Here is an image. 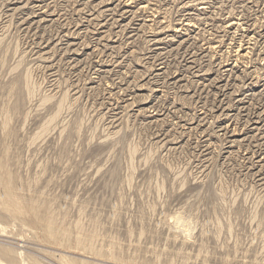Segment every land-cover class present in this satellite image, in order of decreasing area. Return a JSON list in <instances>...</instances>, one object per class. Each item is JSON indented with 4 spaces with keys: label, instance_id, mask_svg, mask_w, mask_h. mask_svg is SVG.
<instances>
[{
    "label": "rangeland",
    "instance_id": "374dc122",
    "mask_svg": "<svg viewBox=\"0 0 264 264\" xmlns=\"http://www.w3.org/2000/svg\"><path fill=\"white\" fill-rule=\"evenodd\" d=\"M0 164V264H264V0H0Z\"/></svg>",
    "mask_w": 264,
    "mask_h": 264
},
{
    "label": "bare ground",
    "instance_id": "6f19581e",
    "mask_svg": "<svg viewBox=\"0 0 264 264\" xmlns=\"http://www.w3.org/2000/svg\"><path fill=\"white\" fill-rule=\"evenodd\" d=\"M242 30H243V29H242ZM78 86H79V85H78ZM125 95H126V94H125ZM53 98H54V97H53ZM49 99H50V98H49ZM64 99H65V98H64ZM64 99H63V101H64ZM60 102H61V101H60ZM61 103H63V102H61ZM59 104H60V103H59ZM59 106H60V105H59ZM61 106H63V105L61 104ZM61 106H60V107H61ZM60 111H61V110H60ZM158 111H159V110H158ZM2 126H3V125H2ZM110 126H111V125H110ZM3 163H4V162H3ZM11 166H12V165H11ZM5 167L8 168V166H5ZM1 168H3V165H2V164H0V169H1ZM252 169H253V168H252ZM8 170H9V169H8ZM8 170H7V171H8ZM2 172H3V171H2ZM7 174H8V172H7ZM2 176H3V175H2ZM2 176H1V177H2ZM28 177H29V176H28ZM2 178H3V177H2ZM7 178H8V177H7ZM9 178H10V176H9ZM12 179H13V178H12ZM14 179H15V178H14ZM10 180H11V178H10ZM10 180L8 179V182H9ZM40 180H41V179H40ZM21 181H22V180H21ZM10 182H12V181H10ZM14 183H15V181H14ZM20 183H23V181L20 182ZM11 184H12V183H10V185H11ZM15 184H17V183H15ZM12 185H13V184H12ZM17 185H19V184H17ZM2 186H3V182H2ZM13 186H14V185H13ZM46 187H47V186H46ZM14 188H15V186H14ZM6 189H7V188H6ZM16 189L18 190V187H17ZM23 189H24V188H23ZM23 189H22V190H23ZM20 190H21V189H20ZM31 190H32V189H31ZM15 191H16V190H15ZM18 192H19V191H18ZM18 192H17V193H18ZM4 193H7V194H5V195H7V197H8V201H10V203H12V204H16V203L19 201V196H20V195L17 197V196H16V193H14V191H11L9 188L7 189L6 192L4 191ZM18 194H20V192H19ZM18 194H17V195H18ZM23 194H24V193H23ZM21 195H22V194H21ZM31 195H32V194H31ZM2 196H3V194H2ZM24 196H25V195H24ZM25 197H26V196H25ZM39 197H40V196H39ZM39 197H38V198H39ZM28 198H29V197H28ZM35 198H36V197H35ZM46 198H47V197H46ZM20 199H21V197H20ZM44 199H45V198H44ZM20 201H21V200H20ZM33 201H34V200H33ZM3 202H4V201H3ZM32 204H33V203H32ZM32 204H31V206H32L33 208H32V207H31V208H32V210H33V209L35 208V203H34V206H33ZM37 204H38V203H37ZM37 204H36V206H38ZM52 204H53V203H52ZM51 206H52V205H51ZM58 207H59V206H58ZM31 208H30V209H31ZM37 208H38V207H37ZM44 208H45V207H44ZM44 208H43V209H44ZM47 209H49V208H47ZM35 210H38V211H39L40 209H36V208H35ZM51 210H52V209H51ZM55 210H56V209H55ZM35 212H36V211H35ZM46 212H47V211H46ZM33 213H34V211H33ZM40 213H41V212H40ZM48 213H49V212H48ZM52 213H53V212H52ZM58 213H59V212H58ZM56 214H57V213H56ZM37 215H38V213H37ZM45 216H46V215H45ZM49 217H50V224H51V217H52V216H49ZM40 218H42V217H40ZM47 220H49V218L46 219V222L49 223ZM48 225H49V224H48ZM71 225H72V224H71ZM51 226H52V225H50V227H51ZM50 227H49V229H50L49 232L52 231ZM77 227H78V226H77ZM79 228H80V227H79ZM47 229H48V228H47ZM65 230H66V229H65ZM57 231H58V230H57ZM95 232H96V231H95ZM64 233H65V232H64ZM66 233H67V232H66ZM68 235H69V234H68ZM65 236H66V235H65ZM60 237H62V236H60ZM84 237H85V236H84ZM62 238H64V235H63ZM89 238H90V237H89ZM92 239H93V238H92ZM91 243H92V242H91ZM114 244H115V243H114Z\"/></svg>",
    "mask_w": 264,
    "mask_h": 264
}]
</instances>
